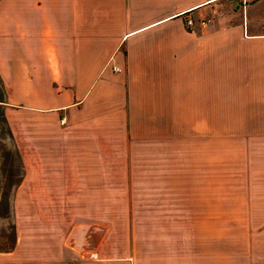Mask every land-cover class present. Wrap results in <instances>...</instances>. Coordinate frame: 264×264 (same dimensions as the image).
Listing matches in <instances>:
<instances>
[{
	"label": "crops",
	"instance_id": "1",
	"mask_svg": "<svg viewBox=\"0 0 264 264\" xmlns=\"http://www.w3.org/2000/svg\"><path fill=\"white\" fill-rule=\"evenodd\" d=\"M212 122L245 123L218 135L264 151V0H0V203L13 218L0 255L264 264V230L249 232L224 192L128 193L121 241L107 230L87 254L67 241L66 219L99 217L130 170L135 186L163 185L161 167L183 162L192 177L176 185L209 189L195 176L209 175Z\"/></svg>",
	"mask_w": 264,
	"mask_h": 264
},
{
	"label": "rangeland",
	"instance_id": "2",
	"mask_svg": "<svg viewBox=\"0 0 264 264\" xmlns=\"http://www.w3.org/2000/svg\"><path fill=\"white\" fill-rule=\"evenodd\" d=\"M236 3V2H234ZM230 9V8H229ZM223 14L228 11L224 8L220 10ZM227 126L222 128V123H213L211 125L212 136L210 139V169L209 175L198 176L196 168V178L200 177L202 180L209 179L210 186L203 187L202 185H196L195 187H184L176 185V183L184 177L190 176L193 171L188 173L184 167L183 162L176 164L173 163L172 167H161L159 176L164 177L165 181L163 185H158V181L163 179H154L149 186H135L132 183L135 180H139L138 172L129 171V178L119 181L116 177H122L124 170H114L115 173V185L112 186V193L114 199L112 201H99L98 209L100 216L97 218H82L80 223H76L72 218H67V227L69 230L67 241L68 242H80L86 248L83 253L90 252L91 244L98 237L100 240L107 230L111 231V237H114L116 241L122 240V231L125 224L123 219L122 198L128 193H136L138 191L144 192H173V193H209L215 194L224 192L227 194V200L224 205L227 209H241L244 213H247L243 220L246 222L249 232L254 231L255 228H259L260 231L264 230V183L258 184V180H264V151L257 150L256 141L246 140L243 137H222L219 136V131H225L233 133L236 128L242 131L245 128V123H224ZM249 128L247 129V131ZM243 135V133H242ZM3 138L0 144H4L7 141L6 134L0 133V138ZM247 137V136H245ZM256 146L252 148V146ZM206 157V156H205ZM181 161V159H180ZM176 164V165H174ZM202 166V164H201ZM206 171V165H205ZM126 172V171H125ZM126 174H128L126 172ZM153 175V173L151 174ZM192 177V176H190ZM114 178V180H115ZM149 177H146L148 179ZM225 185L219 187L216 184L221 183ZM144 181V180H141ZM0 250L2 248H10L13 238V218L10 209L7 208V203H0ZM73 227V229H72ZM72 229V231H71ZM71 231V232H70ZM0 255V264L6 263Z\"/></svg>",
	"mask_w": 264,
	"mask_h": 264
},
{
	"label": "built area",
	"instance_id": "3",
	"mask_svg": "<svg viewBox=\"0 0 264 264\" xmlns=\"http://www.w3.org/2000/svg\"><path fill=\"white\" fill-rule=\"evenodd\" d=\"M185 24H186L187 28L192 30V21L190 19H186ZM111 67H112L113 71H119L120 70L119 67L116 65H112ZM64 119H65V117H61L60 123H63Z\"/></svg>",
	"mask_w": 264,
	"mask_h": 264
}]
</instances>
